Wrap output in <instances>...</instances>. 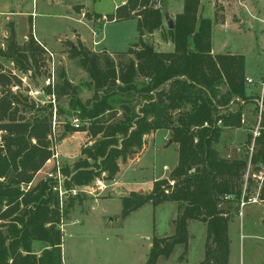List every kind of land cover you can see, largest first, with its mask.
I'll return each mask as SVG.
<instances>
[{"label":"trees","instance_id":"trees-1","mask_svg":"<svg viewBox=\"0 0 264 264\" xmlns=\"http://www.w3.org/2000/svg\"><path fill=\"white\" fill-rule=\"evenodd\" d=\"M200 4L201 0H184L173 29L165 28L162 6L155 0H127L107 15L105 19L111 22L136 20L139 36L127 52L132 57L119 62L82 43L71 50V58L91 80L94 94L87 101L63 71L59 83L41 87L57 102L44 107L12 91L13 80L21 84L19 79L0 74V264H64L62 221L80 199L71 197L61 203L57 183L50 178L34 185L53 158V122L62 116L68 120L57 136L59 144L76 132H88L93 140L72 166L61 167L67 191L90 186L101 174L108 182L114 180L119 162L135 158L144 149L147 136L168 131L171 144L178 145L177 166L168 178L155 181L150 193L123 197L121 219L148 204L176 203L174 234L153 238L146 264L170 258L176 246H183L186 254L190 221L207 229L200 264H229L230 222L240 214L243 201L256 198L251 187L254 176L260 174L263 181L256 178L255 184L257 200L264 203V121L258 136H248L243 153L222 156L217 150L222 132L243 126L241 102L248 99L246 59L212 54L214 21L200 16ZM159 31L164 41L173 44L172 52L158 51L145 40ZM45 54L32 34L20 46L13 30L7 50L0 51L16 70L27 76L30 73L38 85ZM64 98L67 109L61 106ZM22 107L24 116L20 115ZM70 119L78 121L79 127ZM37 243L43 244L42 249L37 250Z\"/></svg>","mask_w":264,"mask_h":264},{"label":"rangeland","instance_id":"rangeland-1","mask_svg":"<svg viewBox=\"0 0 264 264\" xmlns=\"http://www.w3.org/2000/svg\"><path fill=\"white\" fill-rule=\"evenodd\" d=\"M11 1L22 12H31L33 9L35 12L38 10L37 12L40 14L38 18L33 17V20L28 15L16 17V21H13L11 25L7 22L6 29L8 31V38L10 32L12 30L14 31L16 42L20 46H24L27 43L31 34L36 41L35 34L40 36V40H38L40 43L37 42L46 51V54L42 56L40 62L43 65V77L39 79L43 85L54 86V84L59 83V75L63 71L67 75L68 80L81 89L80 97L83 101L92 98L94 90L89 86L91 85V80L88 74L78 65L77 60L71 58V50L78 46L79 43H83L86 48L97 53L106 52L107 49L113 53L111 57L116 62H119L121 59L128 60L132 57L127 52L134 47L138 40L139 34L136 20L111 22L107 21L104 17L96 19L93 12H87L86 10L78 8L77 13L79 16L77 17L80 18L79 21L82 22L81 20H83L85 23L84 26H89V29L85 28L84 31L87 41L83 42L81 40V42L79 38L80 34L77 32L72 33L73 28H70L72 23L69 21L64 9L56 6V3L49 5L47 0ZM117 1L97 0L96 8L99 12L112 15L114 5ZM156 1L159 4V0ZM229 2H232V0H229ZM178 4V0H175L173 2L172 12H167V9L170 8L172 3L169 0H164L161 5L164 16L169 13L171 19L174 21L179 13ZM215 9L217 13V6ZM247 19L245 21L243 20L242 24L233 22L232 26L225 33L216 32L213 37V48L215 50L223 53H239L245 56L247 76L256 82V85H249L247 83L249 90L255 89L248 94V99L245 102H241L246 118L248 116L245 111L246 105L255 103L258 107L254 109L250 106L255 111V119L245 126L244 129L239 131L229 129L222 132L220 141H223L222 143L219 142L216 146L222 156H226V154L230 155L233 152L243 153V150L246 148L245 144L248 136L253 135L255 137V135L259 134V130L264 121V103L263 105L261 104L262 93L260 88L259 91L256 90V87H259L258 83L260 80L264 79V26L262 24V21H264V13L258 19H252L247 15ZM222 22L223 20L220 18V14H217L216 23L219 24ZM103 23L105 24L102 30ZM244 23L250 24V31L241 28ZM164 25L167 29L165 20ZM8 38L4 39L0 37L1 52L7 50ZM145 40L153 44L161 52L168 50L167 44L170 43L163 40L162 31L156 32L153 35H147ZM0 74H4L10 79L16 77L21 81V84H19L16 79L13 80L11 89L14 93L26 95L42 107L48 104H52L53 106L57 105L54 96H48L41 89L43 85L40 82L38 85L30 73L28 76L22 74L15 69L11 60H7L1 55ZM36 92H39V94H35ZM61 106L67 109V98L62 99ZM27 113L29 115L30 111H27ZM20 115H26L23 107ZM67 120L66 116H62L57 118V122L54 121L56 123L55 130L57 135L62 132L63 124ZM70 121L74 123L76 120L70 119ZM165 135V132L158 133L155 137V142H149L148 149L142 161L136 163L137 170L135 173H131L126 177L127 179L123 180L126 184H136L135 186L137 188H143L147 191L151 184L159 179L165 178L169 170H173L177 166L179 158L178 146L177 144H170L169 139L164 138ZM228 142H231L234 146L228 144ZM66 163L61 164V167ZM73 164L74 162L70 163L71 166ZM90 164L93 165V162H90ZM55 167V163L50 164L36 178L34 185L41 180L50 178L57 183L56 187H59L58 173L53 172ZM165 167L169 170L167 171ZM62 180L63 188L66 190L64 185L67 178L63 176ZM97 180L104 181L107 186L111 184L106 181L105 174H101ZM254 180L255 183L252 185L251 191L258 198L257 193L259 190L255 185L257 179L254 178ZM246 189L247 182L245 181L243 196H245ZM70 191L64 198V202L76 196L80 199V202H76L75 206L77 204L83 205L88 200L87 193L73 194ZM111 203L112 205L109 211L112 216L111 218L107 217L104 219L107 222L105 226L102 225L99 217L102 213L100 207L98 208L99 210H93L87 217H82L80 214L74 215L71 219L75 218V220H80L81 223L78 224H70L69 219L72 214L64 217V223H68L63 237V254L66 264H70L71 260H74V264H146L149 253L148 237L153 239L154 237L171 235L173 233L172 220L177 213V208L173 203H164L156 208L152 204H148L137 214H134L126 223L115 217L121 212V203L118 201H112ZM241 211L238 216L242 217L231 225V233L234 239V256H236V262L234 264H240L241 260L240 239L241 222L243 223V221L247 225V227L245 226V230L242 231V234L245 236L243 243L246 245L243 256L245 264H264V203L260 201L253 203L249 199L245 207L243 209L241 207ZM243 215L245 216L243 217ZM255 225L256 227H253ZM202 231H205L203 224L196 222L192 224L191 232L196 240L194 239L192 242L187 262L181 250H174L175 254L173 257L171 259L162 258L160 264H197L201 259V244L199 240ZM42 247L43 245L36 246L39 250ZM178 249H181V247Z\"/></svg>","mask_w":264,"mask_h":264},{"label":"crops","instance_id":"crops-1","mask_svg":"<svg viewBox=\"0 0 264 264\" xmlns=\"http://www.w3.org/2000/svg\"><path fill=\"white\" fill-rule=\"evenodd\" d=\"M47 1H48L49 5H54L56 3V6L64 9L69 21H71V23H72L71 24L72 26H70V28H73L72 33L77 32L78 34H80V37H79L80 41L82 40L83 42L87 41L85 39L84 31H85V28L89 29V26L88 25L84 26L85 23L83 20H81L82 22L79 21L80 18L77 17V16H79L77 13V9L80 8L81 10H86L87 12L90 11V12H93L95 15H101L104 18L108 15L107 13L99 12V10L96 8L97 0H47ZM126 1L127 0H118L116 2V4L114 5L113 14L116 12V10L121 5H124L126 3ZM163 1L164 0H159V4H158V2L155 0L158 7H161V5L163 4ZM169 1H170V3H172V5H170V8L167 7L168 8L167 12H169V11L172 12L173 2L175 0H169ZM178 3H179L178 4L179 13L178 14H180L183 12L184 0H178ZM216 6L218 8L217 13H216V9L214 10V8ZM37 11L38 10H36V12H35L32 9L31 12H22V10H20V8L18 6L15 7L13 5L11 0H0V37H3L4 39L8 38V31L6 29L7 22L11 25V23L13 21H16V17H20V16L22 17L24 15L31 16V18L33 20V17L38 18L40 15ZM262 13H264V0H232V2H229V0H201L200 11H199L200 16L210 18L214 21L213 37H214L216 32L225 33L226 30L232 26L233 22H239V24H242L243 20L244 21L248 20L247 15L250 16L252 19H258V17ZM217 14H220V18L223 20L222 23H219V24L216 23ZM169 16H170V14H169ZM242 26L243 27H241V28H243V30L246 29V30L250 31V24L244 23V25H242ZM35 36L37 38V41L40 40V36L38 34L37 35L35 34ZM213 37H212V45H213ZM98 44H96V45H98ZM167 45H168V50H166L164 52H172L174 50L173 44L168 43ZM106 52H108V54H110L111 56L113 54V53L109 52L107 49H106ZM212 54L213 55H219V54L242 55L239 53H232V52L223 53V52H219V51L215 50L214 48L212 49ZM245 72H246V69H245ZM245 74H246L247 79H252V78H249L247 76V73H245ZM258 81H259V79H258ZM256 88H257L256 90L259 91L260 87H256ZM254 89H250V90L248 89V94H250V92L253 91ZM250 106H252L254 109H255V107H257L255 103L248 104L245 106L246 115H248V116L246 118L245 113H244L243 126L240 129H236V131L244 129L245 126L250 124V122L254 121L255 111ZM161 132H165L166 135L164 138L169 139V141H170V133L168 131L160 130L154 134L147 136L146 137V145L144 146V149L135 158L128 160L125 163L121 162V161L119 162L120 171L116 175L114 180L109 181L111 183L110 185L107 186L106 183L104 181H102V185H104V188L100 189V187L97 185V182L95 181L90 186H82V187L76 186L73 188V189H76V191L79 193H87L88 194V197H87L88 200L86 201L87 203L85 202L83 205L77 204L76 206H74L75 208L73 207L74 210L72 209L73 212L71 211V213H70V214H72V215H70V219H69L70 224L81 223L80 220H78V219L77 220H75V218L71 219V218H73L74 215L80 214L82 217L83 216L87 217L93 210L95 211L100 207L102 209V213L99 215V217L101 219L102 225L105 226L107 224V222H105L106 220L104 221V219L107 217L111 218V216H112V214L109 211L110 210L109 208L112 205V203H111L112 201H118L119 203H121V212H119V214H117L115 216L116 218H118L120 220L121 219V213L123 210L121 199L123 197L128 196L131 193L148 194L152 191L154 183L151 184V186L148 188L147 191H145L143 188H137L135 186L136 184H126L123 180L127 179L126 177H128L131 173H135V171L137 170L136 163H140L142 161V158L144 157V155L148 149L149 142L150 141L155 142V137L157 136L158 133H161ZM147 140H148V143H147ZM222 141H220V142L222 143ZM92 143H93V140H92L91 136L88 134V132H76L73 135H70L67 138H65L57 146L56 151H57V155H58V160L60 161L61 164L65 163V162H67L69 164L73 163L82 157L81 156L82 148L86 145H91ZM170 144H171V142H170ZM228 144L234 146L231 142H228ZM226 156H229V155L226 154ZM52 163H55L54 159L50 160L46 164L44 169H42V171H40V173L36 176V178L39 175H41L44 172V170ZM138 168L142 169L143 167H138ZM165 169L167 171L169 170L166 167H165ZM173 170H169V173L167 174V176L165 178H167ZM165 178H162V179H165ZM79 202L80 201H77V203H79ZM169 203H173V202H169ZM173 204H175L176 208L178 209L177 204L176 203H173ZM141 209L133 212L125 220H122V219L121 220L124 221V223H126L134 214H137ZM176 214H175V216H176ZM244 216L245 215H243V217ZM241 217H239V216L234 217L231 220L230 225H229V236H230V241H231L229 264H234V262H236L235 261L236 256H234V239H233L232 233H231V225H232V223L236 222V220H238ZM194 222L195 221H190L189 226H188L189 243H188L187 253L186 254L184 253L185 249L183 246H177L176 247L177 249H175V251L181 250L182 255L184 257H186V262L188 259V255L190 254L192 242L195 239V236L191 232V226ZM196 223H199V222H196ZM67 224H63V227H62L63 237H64L65 232H66ZM199 224H202V223H199ZM256 225H257V223H256ZM256 225L253 227H256ZM203 226L205 227V231H202L201 237L199 240V243L201 244V259L199 260V262L197 264H200L204 260V256H205V245H206V241H207V229H206V226L204 224H203ZM245 226L247 227L245 221H243V223L241 222V239H240V258H241V260H240V264H245V260H244L243 256H244V253L246 250V245L243 243V240H244L243 238H245V236L242 234V231L245 230ZM172 231H173V233L171 235L160 236L157 238H164V237L172 236L174 234V227H173ZM148 240H149L148 250L150 252V250L152 248V240L153 239L148 237ZM63 244H64V240H63ZM39 245H43V244H41V243L36 244V246H39ZM180 247H181V249H178ZM37 250H39V249H37ZM62 251L64 253V245H62ZM174 254H175V252L171 255V257L169 259H171ZM148 255H149V253H148ZM162 258H160L158 260L157 264H160ZM147 259H148V256H147ZM63 260H64V264H66L64 254H63ZM74 263H75L74 260H71L70 264H74Z\"/></svg>","mask_w":264,"mask_h":264},{"label":"built area","instance_id":"built-area-1","mask_svg":"<svg viewBox=\"0 0 264 264\" xmlns=\"http://www.w3.org/2000/svg\"><path fill=\"white\" fill-rule=\"evenodd\" d=\"M262 24H263V26H264V21H262ZM247 83L249 84V85H256V82L254 81V80H252V79H247ZM259 84V87H260V91H261V93H262V97H261V104L263 105V103H264V79H261L260 80V82L258 83ZM35 94H39V92H36ZM54 121H55V119H54ZM55 125H56V123L55 122H53V132H52V135H51V140H52V150H53V153H54V155H53V158L52 159H54L55 160V164H56V169H57V172L56 173H58V179H59V187H56L55 188V190H57L58 192H59V197H60V200H61V203L64 201V198L66 197V195H68V193H69V191H67V190H65L64 188H63V185H62V178H63V176L61 175V173H60V170H61V163H60V161L58 160V155H57V146L59 145V143L57 142V134H56V130H55ZM74 125L76 126V127H79V125H78V122L77 121H74ZM256 136H258V134L257 135H255V137ZM255 178H258L259 180H261V181H263V175L261 174L259 177H257V176H254ZM97 182V185L100 187V189H103L104 188V185H102V181L100 180H97L96 181ZM71 193H73V194H77V193H79V192H77L76 191V189H72L71 191H70ZM250 202H253V203H256V202H258V200H257V198H253V199H250ZM247 203H245L244 201L242 202V204H241V207H242V209L245 207V205H246ZM63 221H62V226H61V228L63 227ZM63 232V231H62Z\"/></svg>","mask_w":264,"mask_h":264},{"label":"water","instance_id":"water-1","mask_svg":"<svg viewBox=\"0 0 264 264\" xmlns=\"http://www.w3.org/2000/svg\"><path fill=\"white\" fill-rule=\"evenodd\" d=\"M164 20L167 23V26L169 27V29H173L174 27V21L170 18L169 14H165L164 16ZM38 81L40 82L41 85H43V83L41 82L40 79H38Z\"/></svg>","mask_w":264,"mask_h":264}]
</instances>
